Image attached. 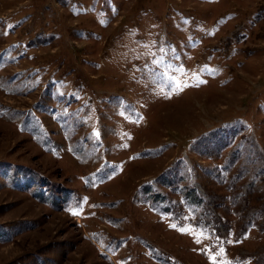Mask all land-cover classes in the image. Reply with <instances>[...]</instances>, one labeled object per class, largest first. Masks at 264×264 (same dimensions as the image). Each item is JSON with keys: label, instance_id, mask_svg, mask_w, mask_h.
<instances>
[{"label": "rangeland", "instance_id": "374dc122", "mask_svg": "<svg viewBox=\"0 0 264 264\" xmlns=\"http://www.w3.org/2000/svg\"><path fill=\"white\" fill-rule=\"evenodd\" d=\"M0 264H264V0H0Z\"/></svg>", "mask_w": 264, "mask_h": 264}, {"label": "trees", "instance_id": "16d2710c", "mask_svg": "<svg viewBox=\"0 0 264 264\" xmlns=\"http://www.w3.org/2000/svg\"><path fill=\"white\" fill-rule=\"evenodd\" d=\"M234 132H236L233 129ZM233 141V135H231L229 138L224 137L221 132H217L216 134L213 135V139L211 142L215 144V146L219 149L222 150L224 148H227ZM237 152L233 153V155H236ZM199 203V206H204L205 200L204 198H201L200 200L197 201Z\"/></svg>", "mask_w": 264, "mask_h": 264}]
</instances>
